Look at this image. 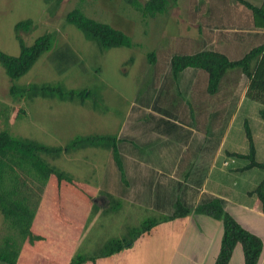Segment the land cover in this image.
<instances>
[{
  "label": "rangeland",
  "instance_id": "obj_1",
  "mask_svg": "<svg viewBox=\"0 0 264 264\" xmlns=\"http://www.w3.org/2000/svg\"><path fill=\"white\" fill-rule=\"evenodd\" d=\"M139 1L144 3L147 0ZM175 1L180 2L182 6L171 8L166 15L162 14L154 18H149L142 16V14L134 10L123 0H0L1 51L11 55L19 53L20 46L15 37L14 27L18 22L23 20L26 21L27 19L34 22L35 29L28 34L22 35L24 44H32L37 37L44 34H49L54 40V50L49 53H44L32 66L29 72L12 83L17 87H25L29 84L58 85L66 89H75V91L86 90L90 92L88 99H83L85 100V104H89L88 106L96 111V113H101L104 120L105 115L112 117V119L108 120V126L103 128L104 121L101 124L98 123V120L94 119L95 115L91 114L89 115L90 121L85 120V123L90 126V129L108 132L115 127L119 129L122 122H125V120L127 122V120L132 117L135 109L131 112L129 105L132 101L136 104L135 99L137 96L139 98L145 91L147 92L150 84L155 82L156 88L158 87V89H160L159 87L163 79H159V75L167 71L169 60L173 55L193 53L196 50H200L201 47H197L195 43L197 39H199L201 43L210 39L212 43L206 44L202 48L220 51L226 54L230 59L240 58L259 41L258 39L248 36L253 33L251 30L238 29L235 31H222L220 29L212 30V27L210 30L207 28L205 29L203 27L204 23L212 24L204 22L203 25H199L197 15L185 12L187 9L185 7V0ZM73 10H79L85 16L95 21L105 23L120 30L129 36L132 46L103 49L97 42L89 40L81 30L65 21L67 12ZM233 16L235 15H230V17ZM234 32L238 35L237 37L242 38V41L234 40L235 37L231 36ZM219 36H227V40L222 41L223 43L227 42L225 45H217L218 42L221 41L218 40ZM177 42L181 45L180 49L176 46ZM65 44L69 46L70 50L78 58V61L70 67H64L54 60L55 55H53V52L64 47ZM151 52L155 53L157 59L152 66L148 63L147 56ZM190 70L188 69V71ZM202 74L203 76L205 75L204 72ZM156 75H158V77H156ZM180 77L181 76H178L175 80L171 77L170 79L176 83L178 90L183 93L184 86L187 84L181 82V80H186L184 76L183 78ZM230 79L232 80V78ZM5 84L10 86V81L5 75L2 67H0V131L6 130L10 132L12 137L28 140L32 143H39L41 145L45 144L48 147H55L57 143H59L55 141L57 140L56 136L61 135L63 141L62 143L60 142V144H62L60 148H56L61 149L57 156L50 157L42 152H38V154L54 169L57 167H70L72 163L69 152L73 149L71 145L74 142H71V140L82 132L77 130L84 124L80 122L81 119H83V115L80 112L81 110L75 108V104H64L57 111L48 112V102L34 105L26 115H23L25 112L21 110L22 113L19 119L26 121L25 125H28V127H25L22 121H13L15 114L19 112L18 107L23 102L22 97H15L16 103H12L10 98L7 99L5 96ZM247 84V79L244 76H240L235 88V94L231 100L227 98L219 99L222 103L213 100L211 109L208 108L207 111L204 110L205 112L197 111L199 112L197 114H195V110L192 111L193 107L191 108L190 106L193 102L192 96L188 98L184 93H180L178 95V99H181L180 111L178 110V113L171 112L177 115V120L181 121L185 120L184 113H189V119L190 117H194L195 119L197 117L198 122H194L192 125L193 128L196 129L198 123L199 132L200 130L204 132L206 128L205 131L207 133V131H210L212 114V121L217 123V121H221L227 107V118H225L228 119L231 110L229 106L236 103L233 116L231 115V120L224 132L226 134L224 135L222 146L224 150L234 149L239 153H245L246 150H248V146L244 133V122L247 121L249 129L255 137V143L260 155L259 160L264 162V120H262L258 114L261 105L258 102L246 99L245 92ZM198 85L199 87L196 94L200 96L202 92L200 89V79H198ZM161 94L160 96H163V94ZM203 95H205L208 100L209 98L213 99L212 96L206 94L205 91ZM77 99L80 100L79 98ZM160 106L162 105L160 104ZM163 109L168 110L169 106H165ZM50 125H52V127L48 128ZM145 125L146 127L140 125L136 127H138L137 129L139 130H141V127L148 130L153 126L151 123H146ZM61 127L66 128L62 129ZM221 128L218 129L221 130ZM50 129H52V131L55 130L53 135H48ZM202 132L196 135V142H190L188 145H197V141L203 137L200 135H204ZM260 133L263 136H261ZM90 137L93 143L99 146V149L107 150V152L110 151L106 143L107 141L101 140V138L110 136L93 134ZM209 138L210 137H207L201 142V146H204L202 149L205 152L214 151L217 147V141L220 139L219 136H214L209 145L206 146L205 143ZM259 138L263 139L259 141ZM102 153L101 159L105 160V152ZM218 160L220 162L219 164H221V157ZM81 161L82 160H80V163H82ZM230 163L232 164V161H230ZM247 163L246 160L239 158L235 165L230 166L242 167ZM62 173L64 176L70 177L67 173L63 171ZM261 173L259 169L254 168L245 171L242 175L236 174L231 176L230 179L224 178V184L230 188L227 190V194L230 195L231 189H235L236 185L237 189L244 188L245 191L249 190L248 188H253L252 183L254 180L251 178H255ZM87 176L88 172L85 170L84 177L87 178ZM92 176L96 177V175ZM94 193H96V191ZM69 194L70 193L66 190L65 192L58 191L53 183H51L48 188L44 190L34 217V226L49 237L46 239L48 241L46 245L50 253L60 251L62 254V256L56 257L53 264H64V255L78 256L82 254H92L110 238H112V240L110 242L108 241V245H112V248L123 240V238L113 239L120 233L123 234L125 230L120 231V225L114 224L113 222L115 221L110 215L101 217V221L98 220L99 218L93 215L95 210L91 205H84L77 201L72 194ZM97 199L98 200L95 201L96 203L93 202L94 199L92 200L95 206L98 205L97 207L102 209L108 206H105V204L101 205V197L97 196ZM236 200H238V196ZM148 216L153 217L150 215ZM143 217L144 220L148 218L147 216ZM108 219L112 222H109ZM142 220L143 219L134 222L130 221L126 224L128 226H135L141 223ZM122 222L125 223L128 221L122 220L121 223ZM7 227L8 226L5 225L0 215V243L9 235H14L16 237V242H18L19 237L16 232L10 231ZM141 229L142 227L140 226L134 230V235H136L134 241L140 238ZM80 230L81 232L78 233ZM159 234L160 236H164L165 230H162ZM80 235L81 238L79 237ZM166 240L168 244L165 245V248L161 249V257L158 259L160 263L166 262L171 246L175 243L171 236ZM143 242L144 243L141 245L142 248L139 250L143 255L148 251H156L158 243L154 242L153 239H148ZM123 250L117 253L123 252ZM43 256H47V253H43L40 257H32L45 263L47 260ZM132 256V254H129V257ZM118 257L119 256H116L115 259ZM86 259V262L93 263L96 258L89 257ZM150 261L151 260L144 259L139 264H150L152 262Z\"/></svg>",
  "mask_w": 264,
  "mask_h": 264
},
{
  "label": "crops",
  "instance_id": "obj_2",
  "mask_svg": "<svg viewBox=\"0 0 264 264\" xmlns=\"http://www.w3.org/2000/svg\"><path fill=\"white\" fill-rule=\"evenodd\" d=\"M203 1V5L200 6L196 0H185V7L187 8L185 12L188 14H193L195 13L194 9L199 8V13L203 14L201 18L204 20L203 23L208 22L212 24L210 25L204 23L203 27L205 29L207 28L210 30L213 28L212 30L220 29L222 31L249 29L246 28V26L242 23L244 17H246V13L238 4H235L230 0ZM247 1L251 4H254L255 6L259 5L261 0ZM181 6L182 4L177 2L174 7ZM233 14L235 16L230 17V15ZM207 15L210 16L208 17ZM27 20L31 21L29 19ZM198 21H200V19ZM32 23L34 25V22ZM88 39L92 40L90 38ZM93 41L97 42L96 40ZM53 46L52 49L47 53L54 50ZM176 46H178L179 49L181 48V45L178 42L176 43ZM1 52L8 54L4 51ZM8 55L18 56L19 53ZM183 76L187 80H181V82L187 84L184 86L183 93L188 98H191L192 96L193 100L195 101L193 102L197 103L196 101L198 95L196 94V88L198 89L199 85L197 82V84L194 83L196 78L192 81V73L188 70H185L184 73L181 74L180 78H183ZM156 77H158V75H156ZM202 79L203 81L205 80V78ZM42 86L44 85L29 84L25 87L19 88L26 89L30 87ZM49 86L59 88L63 92H82L75 91V89H66L58 85ZM8 88L9 86L5 84L4 91L6 98H10L12 103H16L15 98L9 97L7 90ZM200 89L203 90L201 83ZM87 99L88 97L85 100ZM175 99H178V96L177 98H174V100ZM85 100H78L76 97L70 98V96L57 94L55 92L35 90L28 92L22 97L23 102L18 108L19 111L23 110L25 112L23 115H26L34 105L42 104L44 102H48V112L57 111L64 104H75V108L81 110L80 112L83 115V119H81L80 122L84 124H82L77 130L82 132L78 134V136L72 138L71 142L78 138H88L93 134L126 139L120 145V154L126 176L125 187L121 185L122 183L120 182L119 172L111 158L110 151L107 152V150L99 149V146H97L95 143L73 147V149H71L69 152L72 163L70 167L56 168L61 172L63 171L67 173L77 183L81 184L87 194L92 196L91 199H88L86 195L82 193L66 190L68 193L72 194L73 197L77 199V201L84 205H91L95 210L93 215L98 217V220L101 221V217L110 215L115 221L113 223L120 225V231L125 230L123 234L120 233L113 239L123 238L122 241H124L135 238V229L139 228L140 226L143 228L148 221H161L163 216L170 215L172 201H175L176 197L179 196L178 194L180 191H184L187 188H194L197 191V196L196 199H191L193 205L197 204L198 199L202 194H208L213 197L221 198L226 202V211L244 229L248 230L261 239L263 243V251L258 264H264V213L262 212L261 205L257 199L254 196L248 195V192L254 189L256 185L262 180L263 172L261 171L262 173L259 176L251 178L254 180L252 183L253 188H248L249 190L247 191H245L244 188L237 189L236 185V188L231 189L230 195H228L227 190L230 188L224 184V178L230 179L233 175H242V173L245 172L241 169L246 164L242 167L230 166L235 165L237 159L239 158L229 156V153L245 155L248 152L247 150L245 153H239L234 149L224 150L222 145L224 142V135L226 133L223 134L222 138L220 139L219 146L214 152H205L202 149V140L209 137L207 133L200 135L203 137L197 141L198 145L194 146L191 144L187 146V144H184L185 142H196V135L201 133L193 128L192 118H188L189 113H184L185 120L183 121L171 120L165 118L159 112H154L150 108H147V106H138L137 104H134V101H132L129 105L131 112L133 109H135L134 114H132L131 118L129 115L130 119L127 120V122L125 120L126 123L122 122V125L119 126V129L118 127H115L108 132L90 129V126L85 123V120L90 121L89 115H95L94 119L98 120V123L100 124L104 121L103 128L108 126V120H111L112 117L105 115L104 120V118L101 116V113H96V111L88 106L89 104H85ZM174 100L172 102H174ZM161 104H163V108H165V106H171L170 101L167 100H163ZM180 106L181 105H179L177 108H173L174 113L178 110L180 111ZM20 114L21 112L15 114L13 121L19 120L25 125L26 121L19 119ZM150 115L153 116V120H151L154 122L153 127L149 128L148 130L143 127H141V130L137 129L138 127L136 126H139V117L143 118L147 116V118H149ZM166 121H169L172 123V125L166 124ZM29 124L32 125L31 123ZM25 127H28V125H25ZM51 127L52 125L48 126V128ZM61 128L65 129L66 127ZM164 130H167V132L164 133ZM54 131L50 129L48 131V135H53ZM260 135L263 136L261 133ZM252 137L256 150V160L264 164V162L259 160L260 155L255 143V137L253 135ZM56 139V143H59H57L55 147L49 148H60L62 145L60 142L62 143L63 138L61 135H58L56 136ZM262 139L263 138H259V141ZM43 145L48 147L45 144ZM102 152H105V160L101 159L103 154ZM220 157L222 160L221 164H219L220 162L218 160ZM80 160H82V163H80ZM230 161H232V164ZM85 170L88 172L87 178L84 177ZM92 175H96V177ZM174 183L184 185V188L181 186L182 190L181 188L175 190L173 189ZM95 191L96 193H94ZM97 196L102 198L101 205H108L106 208H99L97 207L98 205L95 206L92 203L93 199V202L96 203L95 201L98 200ZM237 196L238 200H236ZM147 214L153 217H149ZM143 216H147L148 218L144 220ZM139 219L143 220L141 223L136 224L135 226H128L126 224L130 221H138ZM122 220L128 222L121 223ZM108 221L112 222L109 219ZM34 225L35 219L33 220L31 231L34 235L40 236L42 240L36 241L33 244L25 242L21 246L17 264H53V261L56 259V257L62 256V254L60 251H54L53 253H50V250H48V246L46 245L48 242L46 239L49 237ZM162 230H165L164 236H160L159 234ZM80 232L81 230L78 233ZM222 233L223 226L220 221L214 220L204 215L192 214L186 219H176L170 222L160 223L158 226L152 228L150 232L144 235L142 234L138 240L134 241L130 248L124 249L123 252L109 254L110 250L114 248H112V245H108V243L112 240V238H110L92 254H82L78 256L84 258H96L95 262L93 263L85 262L83 264H139L144 259L151 260L152 262L150 261V264H214L219 253ZM169 236L173 238L175 243L171 246V250L166 262L160 263L158 262V259L161 257V249L165 248V245L168 244L166 239ZM79 237L81 238V235ZM148 239H153L154 242L158 243L156 246L157 249L154 252L148 251L145 255H143L139 250L142 248L141 245L144 243L143 241ZM239 246L237 245L235 247L228 264H244L242 248L240 249L241 246ZM45 252L47 253V256H43L47 260L45 263H42L32 257H40ZM129 254H132L133 256L129 257ZM78 256L64 255V264H72L74 260L79 258ZM116 256L119 257L115 259ZM0 264L4 263L0 262Z\"/></svg>",
  "mask_w": 264,
  "mask_h": 264
},
{
  "label": "trees",
  "instance_id": "obj_3",
  "mask_svg": "<svg viewBox=\"0 0 264 264\" xmlns=\"http://www.w3.org/2000/svg\"><path fill=\"white\" fill-rule=\"evenodd\" d=\"M123 1L142 14V16L149 18H154L157 15L162 14L166 15L177 3L175 0H147L144 3L139 0ZM197 1L200 6L204 3L203 0H196V2ZM230 1H233V3L238 4L243 8L246 17H244L242 23L246 28H249L247 30L253 32L248 36L258 39V43L251 47L240 58L230 59L226 54L220 51L202 48L204 45L212 43L210 42V39L203 41L202 43L197 39L195 41L196 46L201 47L202 49L200 48V50H196L192 54L173 55L169 60L167 71L159 75V79H163V82L159 87L160 89L156 88L155 82L150 84L148 86V91H145L141 96L142 98H138L137 96L135 99L138 106H147V108H150L154 112H159L165 118L177 120V115L173 114V108H177L181 104V99L174 100V98H177L181 91L178 90L176 83H174L170 77L175 80L178 76H181L185 70L192 69L190 70L192 73V81L196 78L194 83L197 84L198 79H200V83L206 94L213 98H209L208 100V98L203 95L204 91L202 90L200 96H197V103H194L195 101L193 100L194 102L190 104L191 108L193 107L192 111H196L195 114L199 113L197 111L205 112L208 108L211 109L213 106V100H216L218 103H222L219 99L223 98L231 100L235 94V88L238 84L239 77L244 76L248 81L245 97L250 101L258 102L261 105L258 114L260 118L264 120V0H261L259 5L255 6L247 0ZM194 10L195 13H193V15H197L200 19L198 24L203 25L204 20L201 19L203 14L199 13V8H195ZM207 16L209 17L210 15ZM65 21L81 30L87 38L96 40L103 49L132 46L129 36L110 25L95 21L85 16L79 10L67 12L65 15ZM34 29V25L31 21L26 20L18 22L14 27V31L15 37L20 46L19 55L10 56L0 51V66L4 69V72L10 81L8 89L9 97L15 98L18 96L21 98L28 92L35 90L55 92L57 94L70 96V98L76 97L80 100L89 97L90 92L86 90L78 93L73 91L63 92L59 88H54L49 85L21 89L12 83L26 74L43 53L52 49L53 37L49 34L37 37L32 44H24L22 35L28 34ZM231 36L235 37L234 40L242 41L241 37H237L238 35H236V32L231 34ZM219 37L218 40L221 41H219L217 45H225L227 42L223 43L222 41L227 40V36ZM53 53V55H55V62L64 67L73 66L78 61V58L66 44L64 47L57 49ZM147 56L148 63L152 66V64L157 61L156 55L151 52ZM203 72L206 76H203ZM202 78H205V80L203 81ZM230 78H232V80ZM161 93L163 96H160ZM172 99L174 102H172ZM163 100L170 101V109L165 110L162 108L163 104H161V102ZM160 104L162 106H160ZM235 108L236 103L229 106V109L231 110L228 119H226V107V111L224 112L221 121H217V123L212 121V114L210 131H207L210 138L207 139L205 143L206 146L209 145L214 136H219L220 139L222 138L225 129L233 116ZM19 112L22 113L21 110ZM152 118V115H150L149 118H147V116L143 118L139 117L138 123L143 127H146V123L154 125V122L151 121L153 120ZM192 121L193 124L194 122H197V117L196 119L192 117ZM165 123L172 125L169 121H166ZM218 128H221V130ZM205 129L204 132L201 130L200 132L206 133ZM196 130L199 131L198 123ZM166 132L167 131L164 130V133ZM244 133L248 152L245 155L229 153V156L244 159L248 162L241 169L242 171L256 168L263 172L262 180L254 189L248 192V195L254 196L257 199L261 205L262 212L264 213V164L256 160V150L247 121L244 122ZM220 139L217 141L216 149L219 146ZM101 140L107 141L106 143L110 148L111 158L119 172L120 182L122 183L121 185L125 187L126 176L120 154V145L126 139L112 136L101 138ZM85 143L92 144L93 140H91V137L85 139L78 138L71 146L76 147L86 145ZM184 144L189 146L187 142ZM60 150L61 149L40 146L39 144L30 141L12 137L6 130L0 131V215L3 218L5 225L8 226L7 228H9L10 231L16 232L19 237L18 242H16V237L14 235H9L1 241V263L17 264L21 246L25 242L33 244L36 241L42 240L40 236L33 234L31 231V225L39 201L49 184L53 183L60 192H64L65 190L77 191L86 195L88 199L92 198L87 195L81 184L77 183L71 177L64 176L63 173L56 168L54 169L49 166L48 162L38 154V152H42L50 157L57 156ZM181 186L184 188V185L174 183L173 189L177 190L178 188H181L182 190ZM187 189L180 191L178 194L179 196L176 197L174 202L172 201L170 215L163 216L161 221H148L142 228L140 235L150 232L152 228L158 226L160 223L170 222L176 219H186L192 214L204 215L220 221L223 226L220 249L214 264H228L237 245H240L242 248L244 264H258L263 251V243L261 239L244 229L226 211V202L221 198L202 194L199 197L197 204L193 205L191 199H196L197 191L194 188ZM134 240L135 238L118 243L110 250L109 254H115L123 249L130 248L133 245ZM86 261V258L79 257L74 260L72 264H83Z\"/></svg>",
  "mask_w": 264,
  "mask_h": 264
}]
</instances>
